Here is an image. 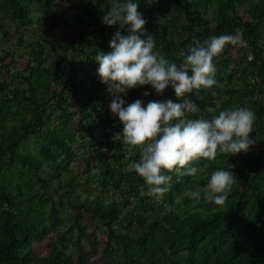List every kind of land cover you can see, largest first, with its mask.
Here are the masks:
<instances>
[{"label":"trees","instance_id":"16d2710c","mask_svg":"<svg viewBox=\"0 0 264 264\" xmlns=\"http://www.w3.org/2000/svg\"><path fill=\"white\" fill-rule=\"evenodd\" d=\"M113 2L0 0V109L15 112L0 123V264H94L80 251L89 233L104 264H264V0H140L156 50L177 63L197 40L240 31L245 45L214 58L217 84L190 94L200 105L191 115L237 105L256 114L247 152L193 161L199 182L172 171L157 195L129 168L139 147L115 138L122 124L96 71L119 27L101 20ZM136 98L178 99L149 84L127 90V102ZM222 167L236 175L224 203L186 195Z\"/></svg>","mask_w":264,"mask_h":264},{"label":"clouds","instance_id":"9594fccd","mask_svg":"<svg viewBox=\"0 0 264 264\" xmlns=\"http://www.w3.org/2000/svg\"><path fill=\"white\" fill-rule=\"evenodd\" d=\"M139 3L114 0L103 13V23L119 27L109 41L110 50L96 53V71L111 95L110 111L122 124L115 138L139 147V158L129 168L144 178L145 194L157 195L171 186L172 171L196 176L199 168L193 161L215 159L218 151L247 152L255 143L249 134L256 114L249 106L237 105L218 111L209 106L208 112L213 113L209 118L191 115L200 111V105L190 94L217 84L214 58L227 44L239 43L240 36L222 33L197 40L178 53L183 59L177 63L156 50L155 35L144 27L146 17L138 11ZM145 84L158 94L171 86L178 99L149 100L145 104L142 98H136L127 102V90ZM143 94L149 95V89ZM235 176L231 168H216L203 188H189L186 195L222 204Z\"/></svg>","mask_w":264,"mask_h":264},{"label":"rangeland","instance_id":"374dc122","mask_svg":"<svg viewBox=\"0 0 264 264\" xmlns=\"http://www.w3.org/2000/svg\"><path fill=\"white\" fill-rule=\"evenodd\" d=\"M62 6L63 7H68V4H64ZM242 18L244 20H248L249 19L247 14H242ZM100 38L101 37L98 34H92L89 37H87V41L89 43H92V44H97L98 41L100 40ZM239 43L241 45H245V42L242 39V34H241V40H240ZM232 55H233L234 58H238L241 55V52H239L238 50L234 49V50H232ZM14 116H15V112H14L13 109H10L7 106L6 107H2L0 109V123H5L6 122V124L8 126H10L12 124ZM70 144L71 145H76V142L70 141ZM110 155H112V153H110ZM231 158H232V156H231ZM92 159H93V155L84 157L82 160L83 161H91ZM214 160L222 161L223 158L217 155ZM115 161H116V159H115ZM193 181L199 182L200 179L198 177H196V176H189L188 175L186 177V182L187 183H191ZM34 192H29V197H31L34 194ZM202 211L205 212V213L209 212L207 209H204V208H203ZM66 213H67V211H64V214H66ZM80 251L81 252L90 253L93 256L94 264H104L105 256H104V252H103V247L94 244L90 233L87 234L85 241L83 242V244L80 247ZM75 260L77 261V254L75 255Z\"/></svg>","mask_w":264,"mask_h":264},{"label":"built area","instance_id":"2783aa9c","mask_svg":"<svg viewBox=\"0 0 264 264\" xmlns=\"http://www.w3.org/2000/svg\"><path fill=\"white\" fill-rule=\"evenodd\" d=\"M236 35H238V36L241 37V33H240V31H237Z\"/></svg>","mask_w":264,"mask_h":264}]
</instances>
